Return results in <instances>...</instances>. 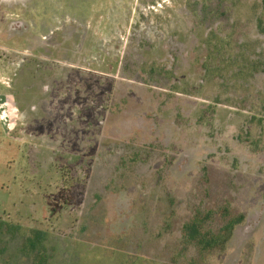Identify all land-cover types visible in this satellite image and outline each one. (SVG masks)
Wrapping results in <instances>:
<instances>
[{"label": "rangeland", "instance_id": "1", "mask_svg": "<svg viewBox=\"0 0 264 264\" xmlns=\"http://www.w3.org/2000/svg\"><path fill=\"white\" fill-rule=\"evenodd\" d=\"M223 208L201 259L183 227ZM2 222L0 264H264L261 0H0Z\"/></svg>", "mask_w": 264, "mask_h": 264}, {"label": "trees", "instance_id": "2", "mask_svg": "<svg viewBox=\"0 0 264 264\" xmlns=\"http://www.w3.org/2000/svg\"><path fill=\"white\" fill-rule=\"evenodd\" d=\"M261 2L262 10L264 12V0H261ZM230 213L231 211L228 208H223L220 212L207 211L206 213H202L199 211L195 214V217L190 222L184 225L182 230L183 239H185V242L187 244L195 247V249L197 250V255H199L201 259H205L214 255L215 253L222 252L225 249L227 242L230 241V238L233 235L234 228L242 223L243 220H245V217L243 215L236 216L233 213ZM219 219H224L222 224L219 223ZM3 224V222L0 223V227L3 226ZM5 225L9 224L5 223ZM7 228V231L15 234L18 233L17 235L22 238V243L20 244L21 247L19 249L20 252L27 251L25 250L27 248H29L31 252H33L38 247L42 248L46 245H49L47 244L48 238L45 232L29 230L26 227L14 225L8 226ZM7 231L5 234L8 235L9 233ZM59 242H61L60 239ZM53 248L58 253L62 251L60 243L58 249L57 247ZM76 249L79 250V253H77L78 258L76 259L78 264H86V262H92V264H95V255L90 259L89 256H86L87 252L84 251V248L81 249L79 244L76 248L67 249V251L65 249L64 253H67L68 255L69 252L75 251ZM3 251L4 249L0 251L2 257L4 256ZM30 256L32 255L28 254L27 257L31 258ZM32 259L33 261L31 260V262L33 264H41L42 262H44V260H46V262L50 264V256H48L47 252L43 249H41V251L35 255V258L32 257ZM87 259L89 260L87 261ZM112 259H114L115 262L119 263L121 261L123 263V260L124 262L128 261V256L122 251L119 252L118 255H114ZM133 262L134 264H141L142 259L140 257H137ZM196 262L199 263L200 261L196 260Z\"/></svg>", "mask_w": 264, "mask_h": 264}, {"label": "crops", "instance_id": "3", "mask_svg": "<svg viewBox=\"0 0 264 264\" xmlns=\"http://www.w3.org/2000/svg\"><path fill=\"white\" fill-rule=\"evenodd\" d=\"M51 103H53V106H54V101H51V102L48 101V105L51 104ZM43 104H44V102H43ZM53 108H52V110H53ZM46 110H48V108ZM36 119L39 120L40 118L39 117H36ZM50 133L52 134V130L50 131Z\"/></svg>", "mask_w": 264, "mask_h": 264}]
</instances>
